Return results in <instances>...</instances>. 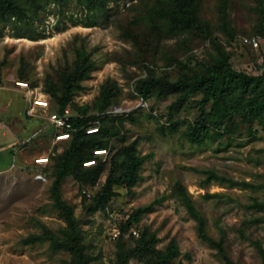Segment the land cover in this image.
I'll list each match as a JSON object with an SVG mask.
<instances>
[{"label": "rangeland", "instance_id": "1", "mask_svg": "<svg viewBox=\"0 0 264 264\" xmlns=\"http://www.w3.org/2000/svg\"><path fill=\"white\" fill-rule=\"evenodd\" d=\"M13 1L18 15L0 14V156H9L2 166L13 163L0 172V264L75 262L64 247L52 248L68 232L51 186L70 141L55 140L47 114L61 108L51 91L60 96L76 71L85 76L64 108L88 118L82 151L94 156L65 175L60 197L76 219L86 264H156L171 240L179 255L170 264H264V125L246 114L252 84L246 92L233 88L228 99L240 108L228 117L215 123L206 117L210 137L200 145L188 132L203 95L176 86L192 78L197 62L227 57L235 71L262 77L255 93L264 99V0ZM180 2L192 9L188 27L167 15ZM243 37H255L259 47ZM152 76L157 86L144 95L139 81ZM16 81H27L30 90ZM103 90L110 97L101 110ZM29 92L47 99L49 108L28 114ZM204 108L208 113L210 103ZM136 138L138 155L151 153L141 178L132 188L115 182L104 193L107 178L121 173L123 148ZM91 140L108 146L93 149ZM36 158L48 162L38 165ZM177 183L206 218L210 237H222L225 257L198 236ZM33 236L42 240L26 242Z\"/></svg>", "mask_w": 264, "mask_h": 264}, {"label": "trees", "instance_id": "2", "mask_svg": "<svg viewBox=\"0 0 264 264\" xmlns=\"http://www.w3.org/2000/svg\"><path fill=\"white\" fill-rule=\"evenodd\" d=\"M103 6V4H102ZM101 6V7H102ZM167 14L170 17V22L177 23L181 27H188L191 25L192 20V9L188 5L180 2L177 8L168 11ZM166 13V12H165ZM0 14H3L6 17H12L18 15L16 4L13 0H0ZM196 72L185 78H180L176 82V86H181L184 89H189L190 91H201L203 97L202 102L198 106V117L194 126L188 132V136L191 142L196 144H202L205 138L210 137L208 133V128L206 126L205 120L206 117L210 116L212 123L217 122L218 120L224 119L231 114L234 108H240L235 103L228 99V96L232 92L233 88L236 86H242L243 92L248 90V86L251 83V97L246 102L247 116L251 120L255 119L259 124L264 125V99L261 98L262 94L255 93L257 90L262 77H251L246 76L242 73H239L231 68L228 64V58L224 57L221 60L213 63L197 62L195 67H193ZM193 69V70H194ZM85 74L76 71L70 73L66 76L64 83L62 85L61 95L58 96L56 92L51 91L54 97L58 100L60 109L56 111L59 114H62L64 107L67 105L69 95L72 93L73 89L79 88L78 81L83 78ZM156 78L154 76L142 79L139 81V90L144 95H147L152 88L157 86ZM110 95L106 90L102 91V107L101 110L105 109L109 105ZM210 103L211 109L207 113L205 112V106ZM169 120L172 119V114L169 113ZM68 121L71 126L74 128L71 131L70 138L68 139L69 147L63 152L59 169L56 173L55 179L52 182L51 193L54 197V204L60 210V214L64 217L67 222L68 232L66 234V239L63 243L58 244L54 243L52 248L57 249L59 247H64L67 249L74 257V264H86L83 255V249L78 243L79 239V230L77 228L76 219L73 217L72 210L69 206L66 205L60 197V184L65 175L69 173H77L82 169L80 161L85 159H90L94 155L92 150L85 153L82 151L84 146L83 139L85 136L86 126L88 125V118L83 116H71L69 114ZM139 138L134 139L131 143L126 145L123 148L122 154L123 159L121 163V173L118 178L113 179L112 177L107 178L104 185V193H111V186L115 182H120L125 184L128 188H132L136 185L138 180L141 178L139 174L140 168L142 167L145 160L151 156L147 155H138L137 144ZM91 148L93 149H106L108 142L104 140H91ZM88 144V143H87ZM76 159H79L76 160ZM94 160V159H91ZM79 162V165H77ZM101 168L93 169L94 179L100 172ZM176 193L179 196L182 204L186 208L187 212L194 218L196 221V228L198 236L216 247L222 256H226L222 237L219 240H216L208 234L206 228V218L201 214L195 207L194 201L186 189L180 184L176 185ZM156 200L144 207L138 208L134 213H132L128 220L126 226H130L133 222H136L139 219V216L149 211ZM35 240H42V237L33 236L31 239H26V242H33ZM179 255V249L174 240H171L167 248L158 252L156 255V264H170L171 260L176 258Z\"/></svg>", "mask_w": 264, "mask_h": 264}, {"label": "built area", "instance_id": "3", "mask_svg": "<svg viewBox=\"0 0 264 264\" xmlns=\"http://www.w3.org/2000/svg\"><path fill=\"white\" fill-rule=\"evenodd\" d=\"M244 44L250 46L253 49H257L259 47V41L255 37H243L241 40ZM18 88L23 91L30 90L29 84L27 81H16ZM33 92L28 93V97H26V101L28 104V114H34V112L43 109L47 110L49 108V102L44 97L34 96L32 95ZM69 116V109L65 108L62 114L57 113L56 111L49 112L47 114V119L49 124L56 130L54 135L55 140H66L70 138L71 131L74 129L70 122L68 121ZM95 129L88 130V132L94 131ZM105 152V150H103ZM96 153H100L99 150ZM47 158H36L35 163L38 165H44L48 161ZM88 162H95L94 160L87 161L85 164L87 165ZM134 234H138L136 229H132Z\"/></svg>", "mask_w": 264, "mask_h": 264}, {"label": "crops", "instance_id": "4", "mask_svg": "<svg viewBox=\"0 0 264 264\" xmlns=\"http://www.w3.org/2000/svg\"><path fill=\"white\" fill-rule=\"evenodd\" d=\"M4 132H5V130L2 131V133H4ZM9 132H10V131H9ZM11 134H12V133H11ZM10 137L13 138V136H10ZM9 149H10V151L12 150V153H13L12 155L14 156V155L16 154V151H17V150H15V149H11V147H10V143L7 144V149H6V151H8ZM0 151H1V150H0ZM8 158H9L8 155H7V156L4 155L3 157L0 156V172H1V171H6V170H8V169L13 165V163H12V164H10V165H8V166H7V165L2 166L3 163H8V161H9ZM3 161H4V162H3Z\"/></svg>", "mask_w": 264, "mask_h": 264}, {"label": "bare ground", "instance_id": "5", "mask_svg": "<svg viewBox=\"0 0 264 264\" xmlns=\"http://www.w3.org/2000/svg\"><path fill=\"white\" fill-rule=\"evenodd\" d=\"M100 151V153L103 151V150H99ZM92 164V162H88L87 163V165H91Z\"/></svg>", "mask_w": 264, "mask_h": 264}]
</instances>
